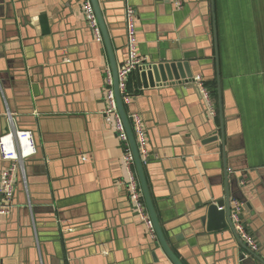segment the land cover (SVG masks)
I'll return each mask as SVG.
<instances>
[{
  "label": "crops",
  "instance_id": "crops-1",
  "mask_svg": "<svg viewBox=\"0 0 264 264\" xmlns=\"http://www.w3.org/2000/svg\"><path fill=\"white\" fill-rule=\"evenodd\" d=\"M84 1L0 0V110L38 145L0 218V264H172L130 197L123 145L103 113L110 58ZM99 3L118 70L130 5L146 64L188 62L215 94L216 116L194 82L144 89L139 72L129 79L125 110L132 131V117L143 120L145 176L170 247L183 264H260L202 218L229 193L264 260V0ZM10 128L0 117V135ZM215 132L220 141L203 144ZM10 165L0 159V178Z\"/></svg>",
  "mask_w": 264,
  "mask_h": 264
},
{
  "label": "built area",
  "instance_id": "built-area-1",
  "mask_svg": "<svg viewBox=\"0 0 264 264\" xmlns=\"http://www.w3.org/2000/svg\"><path fill=\"white\" fill-rule=\"evenodd\" d=\"M178 8H182L183 0H174ZM83 11L86 20L91 27L95 39L102 40L101 29L93 8L89 0L83 2ZM126 36H127V58L123 66L118 70L119 91L123 105L131 102L132 96L128 92L127 83L129 76L140 67L146 64L144 58L139 56L138 38L136 33V11L127 5L125 9ZM194 84L200 96L202 97L207 109L216 116V109L213 103L209 89L202 77L194 78ZM105 87L106 99L108 107L103 112L106 122L113 125L122 145L123 159L129 174L128 190L130 197L135 204V208L139 211L141 218L144 220L150 234L155 233L153 222L148 214L144 196L139 181L135 158L130 144L129 136L118 110L115 94V82L112 70L108 67L105 70ZM7 116L10 121V129L8 132L0 136V159L4 162H10V167L6 168L0 178V218L8 216L15 207L14 199L17 191V173L23 169V162L37 154L36 142L33 134L28 131L12 128L13 119L10 113L3 114L0 110V117ZM133 131L137 143L139 155L142 164L146 163L148 158L147 137L144 130L143 120L141 116L134 115L132 117ZM20 166V167H19ZM244 211L243 204L238 201L233 202L231 211L232 226L237 232L239 238L248 246V248L256 253L259 245L256 239L246 228L242 214Z\"/></svg>",
  "mask_w": 264,
  "mask_h": 264
},
{
  "label": "water",
  "instance_id": "water-1",
  "mask_svg": "<svg viewBox=\"0 0 264 264\" xmlns=\"http://www.w3.org/2000/svg\"><path fill=\"white\" fill-rule=\"evenodd\" d=\"M102 35L103 39L108 51V55L110 58V65L112 68V72L114 75V82H115V94H116V101L118 105L119 113L122 117V120L124 122V125L126 127L130 144L132 147V151L135 158V165L138 172L139 181L141 184L143 196L145 199V203L149 212V215L151 217V220L154 225L155 234L157 240L156 242L159 244L161 249L163 250L166 257L172 262V264H183L180 258L175 254L173 249L170 247L169 242L162 230L161 224L158 220L155 207L152 201V197L149 191V187L147 184L146 176H145V170L144 165L142 164L137 143L131 128V125L129 123L125 107L123 105L120 91H119V78H118V66L115 62V54L113 51V48L111 46V41L109 37V33L107 30V27L105 25L102 10L100 7L99 0H90ZM139 77H140V83L141 87L144 89H154V88H160L165 87L168 85H176V84H187L194 81V74L190 68V65L188 62H178L175 60H167L164 59L160 63H150L145 64L144 66L139 68ZM222 138L221 140H224L223 133L221 134ZM1 136V135H0ZM220 141V137L218 132H215V134L208 137L203 144H210V143H218ZM37 145V143H36ZM217 145V144H216ZM38 146V145H37ZM39 151V150H38ZM228 171V168H227ZM238 201L236 199L231 200V197L229 193L226 194L225 200H216L215 202H209L206 205V213L202 218V222L205 221L207 224V230L208 231H222L225 229H230L233 234H235V237L238 239V242L241 244L242 249L246 250V252L249 255H252L253 258H256L260 264H264V260L258 256L257 254L253 253L248 246L239 238L237 232L234 230L232 226V219H231V211L233 208V202ZM152 238L151 236H149ZM243 250H241V257L244 258ZM240 264H244L243 262Z\"/></svg>",
  "mask_w": 264,
  "mask_h": 264
},
{
  "label": "trees",
  "instance_id": "trees-1",
  "mask_svg": "<svg viewBox=\"0 0 264 264\" xmlns=\"http://www.w3.org/2000/svg\"><path fill=\"white\" fill-rule=\"evenodd\" d=\"M138 72H139V69L138 70H135L130 76H129V79L131 78V76H133L134 74H138ZM129 79H128V83H127V88H128V92L130 93V94H133V93H131V91H130V87H129ZM207 85V87L209 88V90H210V94H211V96H212V98H213V96H215V94H214V92H213V90H211L212 89V86H210V84H206ZM126 106L127 105H125L124 107H125V109H126Z\"/></svg>",
  "mask_w": 264,
  "mask_h": 264
}]
</instances>
